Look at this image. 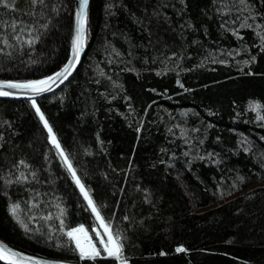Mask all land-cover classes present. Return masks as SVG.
<instances>
[{"label":"trees","instance_id":"16d2710c","mask_svg":"<svg viewBox=\"0 0 264 264\" xmlns=\"http://www.w3.org/2000/svg\"><path fill=\"white\" fill-rule=\"evenodd\" d=\"M14 2L15 9L0 7V20L11 23L13 18L28 17L31 0ZM109 2L90 1L89 39L81 65L65 86L37 100L78 174L102 205L105 218L115 213L114 226L126 229L125 251L131 254L132 264H264V157L259 156L264 151L260 139L264 137V120H258L256 109L248 107L251 100L264 104V51L255 30L239 29V22L234 25L243 33L242 42L221 27V20H235L239 13L221 15L213 12L212 0H188L184 15L191 17L196 27L186 30V41L167 24L161 26L160 35L170 42L175 39L170 50L183 43L192 55L172 57L165 62L168 70L158 72L164 67L160 63L163 57L154 48H163L160 44L145 47L151 38L136 21L142 8H151L156 0H125L128 9L118 7L111 15L106 9ZM256 7L264 10L260 3ZM166 11L172 17V27L179 25L181 17L175 15L176 10ZM71 16V11L62 10L59 26L41 29L44 34L32 46L35 51L25 44L23 51L14 48L11 55L0 53V78L35 79L61 66L69 51ZM153 31L155 34V26ZM0 32L9 33L13 44L19 43L10 28L0 27ZM193 39L198 43H191ZM244 44L251 52L243 49ZM112 46L125 55H118ZM0 47H8L2 39ZM130 47L132 56L127 55ZM237 49V54L228 55L229 50ZM252 54L256 61L244 65L243 59ZM221 59L230 63L221 64ZM133 67L138 72L124 70ZM177 78L184 87L176 84ZM105 89L115 98L103 96ZM4 120L11 121V127L3 124ZM0 124V131L6 133V139L0 141L4 145L0 167L10 170L12 163L24 157L40 170L39 183L13 184L7 189L13 200L21 201L20 215L28 230L9 212V197L0 180V238L35 256L73 259L67 249L54 247V242L47 240L53 233L39 213L51 212L49 222L58 227L56 205L63 203L68 207V223H83L89 232L96 226L93 214L84 207L83 196L47 140L29 100L0 99ZM137 127H141L139 133ZM244 147L250 151L245 152ZM209 151L219 155L217 163L211 162L217 160L216 155L199 159ZM171 152L177 156L172 157ZM170 160L175 163L169 164ZM137 184L150 191L138 190ZM29 188L42 194L40 205L32 209L38 213L32 219L27 201L36 197ZM125 214L131 215L134 226L122 220ZM53 235L67 239L59 233ZM181 243L189 251L176 252ZM94 263L111 262L97 259Z\"/></svg>","mask_w":264,"mask_h":264},{"label":"snow or ice","instance_id":"6c2138e0","mask_svg":"<svg viewBox=\"0 0 264 264\" xmlns=\"http://www.w3.org/2000/svg\"><path fill=\"white\" fill-rule=\"evenodd\" d=\"M31 3L33 7L28 13L27 18L23 20L13 18L11 23L0 20V27L4 29L10 28V34L16 41L19 42L18 44H13L9 39V33L0 32V39H2L3 43L8 46L7 49L0 47V53L7 52L8 55H11V50L14 48H18L23 51L25 44L32 47L35 42L42 39V35L44 33L41 32V29L49 30L50 27L59 26L61 11L66 9L71 11L74 15L73 25L69 29L70 54L66 57V62H64L62 66H58L57 69L52 71L50 74L41 75L35 79H0V96H25L30 98L32 108L37 114L38 119L42 122L43 128L46 129L47 140L51 142L52 146H54L56 152L60 156L63 167L71 176L75 185L79 188L84 201H86L84 207L90 210L94 216V221L98 222L100 225V227L96 228L94 235L100 237L99 244L102 245V247H97V242L92 239L93 234L89 233L85 224L76 223L75 226H71L67 220L68 207L63 203H57L55 218L58 219V227L49 222L53 219V214L51 212H48L47 214L39 213V215H41L42 219L47 223L49 233H59L67 237V239L64 240L61 238V235L48 234L47 240L53 241L54 247L67 249L73 254V259H48L45 257H38L10 247L8 244L0 241V261L7 262V264H84L86 260L94 262L97 261L99 257L106 256L114 258L113 264H132L131 254H128L125 251L126 244L129 239L125 234L126 229L114 226L113 221L115 220V213H113L108 219L105 218L102 212V205L97 202L92 194L91 188L85 184L81 175L78 174V169L76 165H74L73 160L70 158L68 150L62 145L61 140L54 130L53 124L46 116L45 111L42 110L41 105L37 102V97L41 93L51 91V89L55 88L58 83H63L68 80L80 62L81 53L84 51L89 39L90 0H75L74 8L71 7V0H68L67 4L65 0H55V3H53V0H31ZM177 3L180 5L179 8H177ZM256 3L264 5V0H231V4L228 3V0H212V10L214 13H219L221 15L231 12L239 13L240 16H238L235 20L228 22L221 20V27H223L226 31L233 33L237 38L241 39L242 42L243 33L234 25L239 22V29H254V36L258 40L260 50L264 51V10H258ZM0 7L8 10L15 9L16 5L14 0H0ZM118 7L128 9V4L125 0H111V2L106 5L107 14H113ZM168 8L175 9V15L181 17L179 25L172 27V17L169 12L166 11ZM187 8L188 0H156V3L153 4L151 8L147 6L143 7L141 15L139 16H136V13L129 9L130 14L136 16L137 23L140 24L145 31H147L149 37L151 38L145 47L160 44L163 48V51L154 48V51H157L158 55L163 57L160 63L164 65V67L162 70L158 69V72L168 70L165 62L170 61L172 57L183 58L184 55H192L191 52L186 51L183 43L179 49L170 50L172 45L176 42L175 39L170 42L160 35L161 26L167 24L174 33L181 37L182 41H186V30L195 29L196 27V25L192 22L191 17L184 15ZM245 13H247V15H245ZM5 15H9V13L6 11ZM240 17H243V19L241 20ZM258 17L261 19L258 20ZM41 19L45 22L41 23ZM153 26H155L156 29L155 34ZM113 35H115V33H113ZM191 43L197 44L198 41L193 39ZM112 49L113 51H117L120 56L125 55L124 53L119 52L115 46H112ZM243 49L246 52H251V48L247 44L243 45ZM32 50L35 51V48L32 47ZM238 51L240 50H229L228 55L233 56L237 54ZM133 54L134 49L130 47L127 55L132 56ZM106 55H108V53H106ZM144 59L147 61L148 57L145 56ZM204 59H208V57H205ZM256 59L257 56L252 54L243 59L242 63L244 65H249L256 61ZM111 62L112 61L110 60L109 63ZM128 63H131V60H129ZM219 63L228 64L230 61L228 59H221ZM193 67H196V65H193ZM124 70L138 72L135 67L130 69L126 68ZM101 75L107 76L109 80H112V77L107 73L101 72ZM175 82L181 87H184L179 78H177ZM96 83L99 84L100 81L97 80ZM112 83L116 84L117 82L112 81ZM152 91H156V89H152ZM102 95L108 100L115 98L108 92L107 89L103 91ZM248 107L256 109L258 113L256 118L258 120H264V112L261 111L264 109V104H262L259 100H251ZM95 110L96 109L93 107V111ZM116 111H119V109H116ZM209 111H211V109H209ZM81 115L83 116L85 113H81ZM3 124H7L11 127V121L4 120ZM0 127H3V125L0 124ZM196 130L197 129H194V131ZM12 131L15 132V128H12ZM136 131L139 133L141 131V127H137ZM169 131L171 132V129H169ZM181 131L184 136H187V133L183 132L182 128ZM233 131H235V129ZM173 135H175V133H173ZM5 139L6 133L4 131H0V141H4ZM216 139L219 140L220 137L218 136ZM260 139L264 140V137H261ZM97 140L100 142L101 147H103L104 142L100 140L99 133H97ZM186 142L191 143V141ZM201 143H203V141H201ZM245 143H247V140ZM3 146V144H0V148H3ZM160 151L168 152V149L161 148ZM233 151L237 150L233 149ZM244 151L249 152L250 148L244 147ZM184 155L187 156L189 153L185 152ZM213 155L217 156V160L211 162L217 163L219 161V155L211 151L205 152L204 155H199V159L203 160L206 156L210 158ZM171 156L176 157L177 153L171 152ZM259 156L264 157V151L260 152ZM44 158L45 160L48 159L47 153ZM168 163L174 164L175 161L170 160ZM186 163H190V161H186ZM131 165L132 161H129V167H131ZM152 166L155 167V164ZM262 167H264V163H262ZM0 171H3V175L0 176V180L3 181L2 188L4 194L9 197L8 210L16 221L28 230V224L25 223L24 219L20 215L21 201L13 200L7 189L13 184L27 186L33 181L39 183L38 174L40 170L31 165L24 157H21L19 160L11 164L10 170H5L0 167ZM105 176H107V173H105ZM240 179L243 180L244 177L241 176ZM136 188L145 193L150 191L148 188L141 189L139 184L136 185ZM29 191L36 197H29L27 201V204L31 205L29 208V212L31 213L29 219H32L38 214L37 212L32 211V209L40 205L41 200L39 197H41L42 194L37 192L35 188H29ZM121 191H123V189H121ZM52 198L55 199V197ZM144 199L147 200L148 196H144ZM122 220L129 221V227L134 226L131 215L125 214L122 217ZM32 222L39 224V221L35 219H33ZM102 232L106 233V235H103ZM175 250L176 252L189 251V249H187L182 243L178 244ZM161 254L166 253L161 252Z\"/></svg>","mask_w":264,"mask_h":264},{"label":"water","instance_id":"95a60500","mask_svg":"<svg viewBox=\"0 0 264 264\" xmlns=\"http://www.w3.org/2000/svg\"><path fill=\"white\" fill-rule=\"evenodd\" d=\"M91 1V0H90ZM74 5H75V0H74ZM73 8H74V6H73ZM73 22H74V15L72 16V25H73ZM84 51H85V49H84ZM84 51L81 53V57H80V62H81V60H82V58H83V55H84ZM69 54H70V51H69ZM80 62L78 63V65H77V67H76V69L74 70V72L72 73V75L69 77V79L74 75V73L76 72V70H77V68H78V66H79V64H80ZM68 79V80H69ZM68 80H66V81H64L63 83H58L57 84V86L55 87V88H53V89H51V91H48V92H44V93H41L38 97H37V99H40V98H42V97H45V96H48V95H50V94H52V93H54L55 91H57V90H59ZM0 99H8V100H11V99H25V100H30V98H28V97H25V96H19V97H5V96H0ZM0 241H3L1 238H0ZM4 243H6L5 241H3ZM7 244V243H6ZM11 247V246H10ZM29 254V253H28ZM38 257H40V256H38ZM2 264H7V262H3V261H0Z\"/></svg>","mask_w":264,"mask_h":264},{"label":"bare ground","instance_id":"6f19581e","mask_svg":"<svg viewBox=\"0 0 264 264\" xmlns=\"http://www.w3.org/2000/svg\"><path fill=\"white\" fill-rule=\"evenodd\" d=\"M73 6H74V0H73ZM72 16H73V13H72ZM72 16H71V26H72ZM86 46H87V44H86ZM69 51H70V50H69ZM69 51H68V55H69ZM85 52H86V47H85L84 55H85ZM68 55H67V56H68ZM84 55H83V57H84ZM82 60H83V58H82ZM82 60H81V62H80V64H79V66H80L81 63H82ZM65 62H66V60H65ZM61 66H62V65H61ZM79 66H78V68H79ZM78 68H77V69H78ZM74 74H75V73H74ZM72 77H73V76H72ZM72 77H71V78H72ZM71 78H70V79H71ZM0 79H1V78H0ZM70 79H69V80H70ZM69 80H68L65 84H67V83L69 82ZM65 84H64L63 86H65ZM63 86H62V87H63ZM62 87H61V88H62ZM61 88H60V89H61ZM57 91H58V90H57ZM55 92H56V91H55ZM55 92H54V93H55ZM52 94H53V93H52ZM50 95H51V94H50ZM48 96H49V95H48ZM45 97H46V96H45ZM42 98H43V97H42ZM1 100H8V99H1ZM11 100H20V99H11ZM21 100H25V99H21ZM37 100H38V99H37ZM29 101H30V100H29ZM45 130H46V129H45ZM49 143H50V145H51V142H50V141H49ZM51 146H52V145H51ZM53 147H54V146H53ZM57 154H58V153H57ZM58 157L60 158L59 155H58ZM77 188H78V187H77ZM78 190H79V188H78ZM79 192H80V191H79ZM81 195H82V194H81ZM85 202H86V201H85ZM94 228H96V226H95ZM94 228L89 232L90 234L93 233ZM45 258H47V257H45ZM48 259H50V258H48ZM98 259L110 260V262L113 263V259H114V258H110V257L102 256V257H99ZM94 262H95V261H94ZM94 262H89V261L86 260V261L84 262V264H96V263H94ZM0 263H1V262H0ZM111 263H108V264H111ZM1 264H2V263H1Z\"/></svg>","mask_w":264,"mask_h":264},{"label":"rangeland","instance_id":"374dc122","mask_svg":"<svg viewBox=\"0 0 264 264\" xmlns=\"http://www.w3.org/2000/svg\"><path fill=\"white\" fill-rule=\"evenodd\" d=\"M97 227H100V225L98 224V222H96V228H97ZM96 228H94V231H93V233H92V234H93V235H92V239H93L94 241L97 242V247H102V245L99 244V239H100V237L94 235V233H95V231H96ZM102 234H103V235H106V233H103V232H102Z\"/></svg>","mask_w":264,"mask_h":264}]
</instances>
